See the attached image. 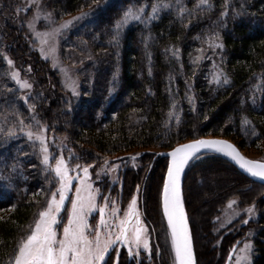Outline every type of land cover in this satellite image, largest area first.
<instances>
[{
  "label": "trees",
  "instance_id": "16d2710c",
  "mask_svg": "<svg viewBox=\"0 0 264 264\" xmlns=\"http://www.w3.org/2000/svg\"><path fill=\"white\" fill-rule=\"evenodd\" d=\"M45 2L57 20L81 11L88 13L62 35L60 43L62 58L76 67L80 77L79 95H65L59 75L32 49L26 27L12 23V12L14 16L8 17L0 12V125L6 131L15 123V114L25 124L33 123L32 117L48 124L64 140V154L68 156L72 150L79 157L71 164L147 149L140 155L139 169L124 170L122 193L128 200L140 186L144 216L153 229L165 222L161 193L168 165L167 158L156 155L157 150L212 135L235 139L246 148H258L264 142V0H209L211 8L199 9L195 8L198 0ZM153 4L170 7H160L150 22H129L118 41L112 40L115 24L127 9L144 6L147 16ZM181 7L193 10L192 14L185 12L181 18ZM4 11L10 10L5 6ZM216 34L222 49L211 48L206 42ZM173 48L179 49L178 56L172 55ZM5 55L14 61L12 68L33 80L34 91L26 98L11 78ZM197 55L207 58L193 64ZM217 66L230 78L228 85L209 82ZM189 96L195 97L194 104L189 103ZM170 112L175 115L170 117ZM244 116L251 125L241 123ZM13 164L20 165L15 173ZM209 172L217 174L215 180L222 179L226 186H216L206 177ZM9 173L13 187L0 181V264H7L19 239L46 207L50 189L56 187L52 174L45 172L40 162L38 143L34 146L18 130L14 137L0 134V174ZM200 187L217 193L205 222L228 197L241 195L250 200L264 194L263 184L249 179L227 158L215 153L200 155L188 167L183 185L196 250L202 227L194 203L198 200L195 189ZM256 215L248 234L254 243L252 264H264V204ZM239 237L242 235L224 237L228 253ZM157 262L152 259L153 264ZM162 263L170 264L168 254ZM120 264L137 261L122 255ZM139 264L149 263L143 259Z\"/></svg>",
  "mask_w": 264,
  "mask_h": 264
},
{
  "label": "snow or ice",
  "instance_id": "6c2138e0",
  "mask_svg": "<svg viewBox=\"0 0 264 264\" xmlns=\"http://www.w3.org/2000/svg\"><path fill=\"white\" fill-rule=\"evenodd\" d=\"M33 4L36 0H32ZM179 3V0H177ZM203 6L211 8L209 0H198L195 5L196 9ZM160 7H170L168 4H153L151 13L144 15L145 8L127 9L121 18L115 24V35L113 41H118L121 29L131 21L150 22L151 19L158 16ZM19 10V9H18ZM27 10V9H25ZM193 10L181 7L179 15L183 18V14L187 12L192 14ZM40 7L37 5L32 20L28 21L30 29L34 28V22L41 16ZM226 15V13H223ZM88 13L82 12L80 16L73 17V20L81 19ZM236 15H239L237 13ZM45 18L51 16L50 13L44 14ZM72 21H65L51 32H35L37 37H44L40 40L41 44L47 43V39L55 36L61 29L67 28ZM219 35L209 41V47L222 49L223 44L218 42ZM173 56H178L179 49L173 48ZM201 52L203 50H200ZM44 53V48H41ZM204 55H197L192 61L193 64H198L202 59H206ZM9 66L14 65V61L4 56ZM11 78L22 89H31L32 84L27 80L20 78L19 71H12ZM67 86L71 88L72 94L79 95L76 90L75 81L67 78ZM210 83L217 85H228L230 78L217 66V71L213 72ZM261 86H264V74L261 75ZM189 103L194 104L195 97L189 96ZM255 99L253 97V103ZM175 108V102H173ZM30 110H34V106L30 105ZM17 119L14 124L5 127L0 125V134L5 138L14 137L17 130L27 136L28 140L35 146L39 145L40 162L43 165L44 171L52 174L56 183L54 190L50 189V197L46 200V207L38 212L32 225H29L27 234L22 236L12 254L9 256L7 264H120L121 248L127 249V256L130 259L136 260L139 264L141 253H152V245L148 227L144 224L142 213L138 207V197L140 186L137 185L136 194L131 196L126 209L123 210V216H120L121 209L117 206V201L110 196L103 195L101 189L94 187L92 182V164H75L71 165L70 161L79 157L75 156L72 150H69L66 158L61 151L57 156L50 151L49 140L46 135L47 126L41 124L39 120L32 117L33 123L25 124L24 119L15 114ZM175 115L173 112L169 116ZM179 122V116H176ZM7 120L5 119V123ZM243 125H251L252 121L246 116L241 118ZM35 128V130H33ZM253 135H257L253 131ZM66 139V138H65ZM209 151L222 153L228 157L235 166L247 173L251 177L257 178L264 182V159H249L241 154L237 147L223 139H195L188 143L177 145L167 155L171 157L167 172L164 177L162 187V206L163 214L167 219L171 239V249L173 253L174 264H196L192 236L189 228L188 217L184 208L182 196V174L187 166L197 161L200 158L201 151ZM136 155H140L137 153ZM135 160V157H131ZM105 159L103 166L96 173V179L101 178V174H110L118 170L119 165L111 163ZM19 164L11 166L12 173H15ZM76 170V175L70 173ZM13 176L0 174V181H5L7 187H13ZM77 181L75 185L73 181ZM75 188V195L70 196L72 188ZM98 198L103 199V204L98 203ZM66 201L70 202L71 207H66ZM238 204L237 198L228 201L227 208L231 210L232 215H239V211L245 212L249 218L256 215V207L253 203L239 211L234 208ZM62 211L67 212V222L63 223L61 218ZM99 214V220L95 225L89 223L88 217L93 213ZM219 219V218H217ZM249 220H244L243 223H248ZM63 223L62 234L57 229ZM254 251L252 241L243 242V247L237 249L233 246L229 253V261L233 259L235 254V264H252L251 253ZM113 253L115 257L113 258Z\"/></svg>",
  "mask_w": 264,
  "mask_h": 264
},
{
  "label": "rangeland",
  "instance_id": "374dc122",
  "mask_svg": "<svg viewBox=\"0 0 264 264\" xmlns=\"http://www.w3.org/2000/svg\"><path fill=\"white\" fill-rule=\"evenodd\" d=\"M37 5L40 7L42 14L39 17V19L34 22L35 32H40V33L51 32L52 29L57 28L61 23L65 21H72V23L69 24L67 28L61 29L58 33L55 34V36L51 38H45L48 41L45 44H41L40 42V40L44 37H37L33 29H30L28 26V21L32 20L35 12L37 11ZM5 6H7V8H9L10 11L5 12L4 11ZM0 12H4L5 17H8L10 15L12 16L15 15V18H12L13 19L12 23L20 27L21 25L26 27V30H27L26 33H27V36L29 37V40H30L29 42H30L32 49L38 53V55L40 56L42 60L46 61L50 65V67L52 68L55 74L59 75V81H60L61 87L65 95L74 96L72 94L71 88L67 86L68 77H70L71 80L75 81L76 90L79 93L81 82H80V77L77 73V69L73 64L68 63L66 60L62 58L60 54V43H61L62 35L66 33L67 31H69L72 26L74 27L75 25L80 23L86 17V15L78 20H73V17H78L80 16L82 12L87 13V11L77 12L75 14L65 16L64 18L60 20H57L53 12L48 8L47 2H45V0H36L35 4H33L32 0H5V3L2 0H0ZM11 12L14 15L11 14ZM47 13H50L51 16L48 18H45L44 14H47ZM42 47L44 48V53L41 52ZM10 70L11 72L16 71V68L11 67ZM20 78L22 80H27L29 83L33 85L31 89H22L20 88L18 84H16L17 87L20 88L21 91L23 92V96H25L26 98L27 93L34 91L35 87L33 84V80L30 79L29 77L26 78V76L22 75L21 73H20ZM40 122L41 124L47 126L46 135L49 140L50 151L54 155L58 156L63 150L62 152L64 154V149H63L64 145H62L64 144L63 143L64 140L60 137H57L54 134V131L50 130L48 124L42 121ZM33 130H35V128ZM233 140L237 144H239L238 141H236L235 139ZM240 147L242 148L243 152L251 158L262 159L261 155H264V142L258 148H246L241 145ZM144 151H147V149H134L126 153H121L115 157H106V158L100 159L99 161H94L91 163L76 162L71 165L74 166L77 163L81 165L83 164L93 165V168L90 169V171L93 174L92 182L94 184V187L100 188L103 195L110 196L112 199H115L117 201V206L122 210L120 213V216L122 217L123 210L127 208L128 203L131 200V197L128 200H126L125 196H123L122 174L126 168L139 169L141 167L142 163L140 160V155ZM137 153H139L140 155H136ZM64 156L66 158L68 157L65 154ZM131 157H135V160L131 159ZM105 159L109 160L110 162L109 166L111 165V163H116L119 165V168L113 173H110L107 175L101 174V178L97 180L96 173L99 172L101 166H103ZM155 161L156 160H154V162ZM76 174H77L76 170L73 167V170L70 173V175L75 176ZM206 177H208V179L210 180H214L215 185L216 186L220 185V188L222 187V185L224 187L226 186L225 181H222V179L217 180L220 182V184L219 182L215 180L217 177V174H214V172L207 173ZM76 183L78 182L74 180L73 184L75 185ZM195 193H196L198 200L196 201V203H194L195 205L194 211H198L196 216H197L199 226L202 227L200 230V236H201L200 243H199L200 245L198 244L199 246L197 249L198 255H197V250L195 248L197 264H224L229 254L228 248L227 247L224 248V240H225L224 237L227 234H230V235L232 234L234 237L238 235H242V238L241 237L238 238V239H242V241L238 245L237 249L243 247V242H245L246 240L252 241L253 243V239L249 238L248 234H250L249 233L251 231L250 228L257 215H255L252 218H249L245 212L239 211V210L244 209L254 203L256 207V214H257V210H259L261 205L264 204L262 203L264 194L262 196L256 197V199L252 198L250 200H245V198L241 195H233L231 197H228L227 199H225L224 203L220 205V208L213 211V213L212 212L210 213L208 221L205 222L206 213L209 211L208 210L209 204L210 202L213 201V199L217 197V193L215 191H209L205 189L203 190V187L195 189ZM133 194H136V191ZM69 195L70 196L75 195L74 187L72 188ZM233 198H237L238 200V204L235 205L234 208H236L239 211V215H235V216L232 215L231 210L227 208L228 201ZM98 203L103 204V199L98 198ZM141 204L142 203H141L140 193H139L138 207H139L140 212H141V209H143ZM66 207L67 208L71 207L69 201H66ZM161 210H162V207H161ZM162 215H163V211H162ZM61 218L63 220V223L67 222V212L66 211H62ZM188 218H189V215H188ZM142 219H143L144 224L148 227V231L150 233L152 253L149 255L147 253L142 252L141 256L139 257V263L143 259H145L146 262H148L149 264H153L152 259L157 258L158 262L156 264H163L162 263L163 258L166 257V254H168L170 264H174L173 253L171 249V239H170L169 229H168L165 219H164L165 221L164 224H161L160 227H158L157 229H153V227L150 226L148 220L146 219L143 213H142ZM246 219L249 220V222L245 224L243 223V221ZM88 220L90 224L95 225L99 220V214L94 212L91 216L88 217ZM63 223H61L59 228L57 229V231L60 234H62ZM190 226H191V223H190ZM193 239H194V235H193ZM194 246H195V242H194ZM233 246H231L230 248L232 249ZM118 247L121 248L120 258L122 255L128 257L127 249L119 245ZM253 247H254V243H253ZM231 249L229 250V252L231 251ZM252 253H251V261H252ZM114 257H115V253H113V258ZM197 257L199 258V262H198ZM128 259L130 258L128 257ZM130 260H133V259H130ZM230 264H235V254L233 255V259Z\"/></svg>",
  "mask_w": 264,
  "mask_h": 264
},
{
  "label": "water",
  "instance_id": "95a60500",
  "mask_svg": "<svg viewBox=\"0 0 264 264\" xmlns=\"http://www.w3.org/2000/svg\"><path fill=\"white\" fill-rule=\"evenodd\" d=\"M201 138H203V139H223V140H226V141H228V142L234 144V145L237 147V149L241 152V154L244 155L245 157H247V158H249V159H255V158H251V157L247 156V155L243 152V150H242V148L240 147L239 144H237L233 139H231V138H229V137H225V136H219V135L200 136V137H197V138H192V139H188V140H186V141L180 142L179 144L188 143V142H190V141H192V140H195V139H201ZM179 144H177V145H179ZM177 145H175L174 147L169 148V149H165V150L157 151V152H156V155H158V156H163V157L167 158L168 163H169L171 157H169L167 154H168L173 148H175ZM206 153H215V154H219V155L225 157L222 153L209 152V151H205V150H202V151H201V155H202V154H206ZM225 158H227V159H228V160L234 165V163H233L228 157H225ZM258 160H259V159H258ZM167 166H168V165H167ZM188 167H189V166H187V167L185 168V171H184V173L182 174V178H181V183H182V196H183L184 208H185V212H186L187 217H188V213H187V209H186V205H185L183 185H184V177H185V174H186V171H187ZM236 167L238 168V166H236ZM238 170L241 171L245 176H247V177H248L249 179H251L252 181L257 182V183H261V184L264 185V182L259 181V180H258L257 178H255V177H251V176H249L247 173H244V172H243L242 170H240L239 168H238ZM166 172H167V170H166ZM165 175H166V173H165ZM164 177H165V176H164ZM263 197H264V195H263ZM161 207H162V211H163V206H162V193H161ZM163 216H164V214H163ZM164 219H165V221H166V223H167V219H166L165 216H164ZM188 223H189V228H190V232H191V236H192L193 253H194L195 261H196V264H197L196 253H195V246H194V239H193V234H192V229H191V226H190L189 218H188ZM241 241H242V239H238L237 242L234 244V246L238 247V245L241 243ZM232 249H233V248H232ZM232 249H231V251H232ZM231 251H230V252H231ZM230 252H229V253H230ZM230 263H231V262L229 261V254H228V257H227V259H226V261H225L224 264H230Z\"/></svg>",
  "mask_w": 264,
  "mask_h": 264
},
{
  "label": "flooded vegetation",
  "instance_id": "af4514ba",
  "mask_svg": "<svg viewBox=\"0 0 264 264\" xmlns=\"http://www.w3.org/2000/svg\"><path fill=\"white\" fill-rule=\"evenodd\" d=\"M141 212L144 214L143 209H141Z\"/></svg>",
  "mask_w": 264,
  "mask_h": 264
}]
</instances>
